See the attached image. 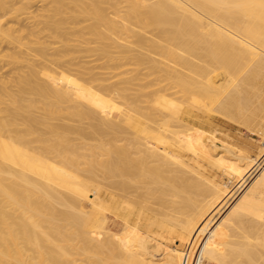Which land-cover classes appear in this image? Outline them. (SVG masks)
Segmentation results:
<instances>
[{"label":"bare ground","instance_id":"obj_1","mask_svg":"<svg viewBox=\"0 0 264 264\" xmlns=\"http://www.w3.org/2000/svg\"><path fill=\"white\" fill-rule=\"evenodd\" d=\"M240 116L255 155L214 128ZM188 244L264 264V0H0V264Z\"/></svg>","mask_w":264,"mask_h":264},{"label":"rangeland","instance_id":"obj_2","mask_svg":"<svg viewBox=\"0 0 264 264\" xmlns=\"http://www.w3.org/2000/svg\"><path fill=\"white\" fill-rule=\"evenodd\" d=\"M239 118H241V119H239ZM248 119H244V118H242L241 116L240 117H238L237 118V120H229L230 121V124H232L233 125V127H230V126H226L225 124H220V126H219V124H215L214 125V128L216 127V128H218L219 129V127H222V128H220L219 130L222 132L220 135H221V137H223L224 138V135H225V139H228L229 138V141H232L237 147H239V148H242V149H248V150H250V148H251V150H250V152H251V154H253V155H255V154H257L258 153V149H260V147H261V140L259 139L260 138V136L257 134V133H255V132H252V131H250V130H252V129H250L251 128V126L249 127V125L248 124H253V122H251L250 120H248ZM244 121H247V122H244ZM249 122V123H248ZM245 124H247V126L245 125ZM38 129L39 130H41V131H48L47 129H49V127L48 126H38ZM223 130V131H222ZM218 133H220V132H218ZM227 133V134H226ZM228 137V138H227ZM232 139V140H231ZM254 140V141H253ZM253 142V143H252ZM256 142H258V143H256ZM245 143H248V144H246L245 145ZM243 144H244V146H243ZM251 144V145H250ZM242 145V147H240ZM245 146H248V148H246ZM260 146V147H259ZM259 147V148H258ZM255 150V151H254ZM258 150V151H257ZM257 152V153H256ZM235 183V184H234ZM236 185V181H234V182H231L230 183V188H232V187H234ZM241 191H243V189L241 188L239 191H238V195H236L237 197L235 198V200H234V202H233V204L231 205V206H229V208H227L223 213H222V215L220 216V218L217 220V222H216V224H215V228L216 227H219L221 224H222V222H223V220H224V218L230 213V211L232 210V207H233V205L234 204H236L237 202H238V200L240 199V197L242 196V194L244 193V191L243 192H241ZM155 196V195H154ZM157 201V200H156ZM157 203V202H156ZM155 203V204H156ZM154 204V205H155ZM159 205V206H158ZM156 206H157V208L154 206V210H155V213H157V214H159V216L160 217H162V214H163V212H164V210H165V208H164V206H163V204L162 203H157L156 204ZM163 206V207H162ZM162 208V210H160ZM182 209H184L183 207H182ZM192 209V208H191ZM191 209H189V211L187 210V208L185 209V210H187L188 211V213L190 212H192L191 211ZM181 210V209H180ZM187 211H185V213H187ZM189 213V214H190ZM185 215V214H181L180 216H181V219L179 220V219H176V220H178V221H176L175 220V223L177 222V224L178 225H180L181 223H183L182 221H184V219H186V218H188V217H183V216ZM179 216V217H180ZM178 217V218H179ZM182 218H184V219H182ZM181 222V223H180ZM246 226H247V223H246V221L245 220H243V219H240L238 222H237V224H236V227H235V229H234V232H237V231H240L242 234H246ZM168 229V228H167ZM167 229H166V231H167ZM215 230V229H214ZM213 230V231H214ZM173 235V234H172ZM176 235L174 234L172 237H175ZM170 243V244H169ZM168 244L169 245H173L172 244V242H168ZM226 249L227 250H230L231 249V246H232V244H231V242L229 241L226 245ZM179 248H183V247H179ZM92 249V248H91ZM96 249H98L99 251L101 250V253H99V252H96V251H98V250H96ZM91 254H93V256L91 255ZM94 254H97V255H95L94 256ZM89 255L91 256L90 258V260H89V262H91V263H89V264H99V260H98V258H103L104 257V253H103V249L102 248H96L95 247V251L93 252H89ZM72 257H77V258H82L83 256H81V255H78V254H75V255H73ZM241 258V259H240ZM235 261V263H233V264H246V262H245V260L242 258V257H236V256H234V257H232L231 256V259L229 258V261L231 260L232 262H234L233 260ZM239 259H240V261H239ZM98 260V261H97ZM230 261V262H231ZM231 262V263H232ZM244 262V263H243Z\"/></svg>","mask_w":264,"mask_h":264},{"label":"built area","instance_id":"obj_3","mask_svg":"<svg viewBox=\"0 0 264 264\" xmlns=\"http://www.w3.org/2000/svg\"><path fill=\"white\" fill-rule=\"evenodd\" d=\"M184 253L182 264H203V244H199L196 247L188 244Z\"/></svg>","mask_w":264,"mask_h":264}]
</instances>
